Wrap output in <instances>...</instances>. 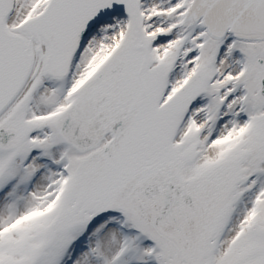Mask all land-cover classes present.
<instances>
[{"label": "snow or ice", "instance_id": "1", "mask_svg": "<svg viewBox=\"0 0 264 264\" xmlns=\"http://www.w3.org/2000/svg\"><path fill=\"white\" fill-rule=\"evenodd\" d=\"M0 264H264V0H0Z\"/></svg>", "mask_w": 264, "mask_h": 264}]
</instances>
